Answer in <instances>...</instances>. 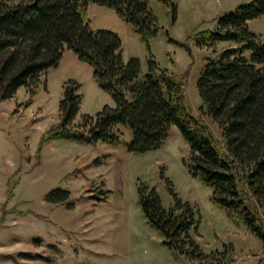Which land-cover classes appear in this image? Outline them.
<instances>
[{
  "label": "rangeland",
  "instance_id": "1",
  "mask_svg": "<svg viewBox=\"0 0 264 264\" xmlns=\"http://www.w3.org/2000/svg\"><path fill=\"white\" fill-rule=\"evenodd\" d=\"M248 1L170 0L173 8L170 2L149 0L159 25L149 40L140 38L110 8L89 3L87 11L91 27L119 35L124 61L139 59L138 79L147 71L148 60L168 73L185 75L190 113L221 140L216 123L200 111L196 83L206 57L229 42L197 46L194 37ZM247 26L264 41V13L248 20ZM68 79L80 84L73 124L83 114L114 107L111 95L93 79L91 66L69 49L56 67L40 75L34 95L20 87L12 97L0 99V254L30 252L51 260L15 255L13 261L0 255V264H264L261 241L233 224L228 211L211 201V188L188 174L181 161L188 156V147L175 126L159 148L141 153L128 151L123 143L68 140L46 142L38 152L42 132L61 118L58 105ZM129 136L126 130L124 140ZM143 186L153 187L164 207L173 204V196L190 205L196 219L191 234L203 252L227 251L201 262L170 251L142 213L138 189ZM54 188L69 191L65 202L45 200Z\"/></svg>",
  "mask_w": 264,
  "mask_h": 264
},
{
  "label": "trees",
  "instance_id": "2",
  "mask_svg": "<svg viewBox=\"0 0 264 264\" xmlns=\"http://www.w3.org/2000/svg\"><path fill=\"white\" fill-rule=\"evenodd\" d=\"M89 3L112 9L144 40L159 30L149 0H0V99L12 97L20 87L34 95L40 75L58 65L65 49L71 50L91 66L93 79L115 105L103 106L94 115L83 114L73 124L80 84L65 80L58 105L61 118L42 132L37 151L46 142L68 140L123 143L128 151L141 153L159 148L175 126L188 147V156L181 160L188 174L209 186L211 201L228 211L233 224L256 236L264 249V41L247 26L248 20L264 13V0L237 6L220 16L213 29L194 37L197 46L229 42L206 57L196 83L200 111L216 123L221 140L190 113L185 102L186 76L168 73L148 60L147 71L138 79L139 59L132 56L124 61L119 35L91 27ZM126 130L128 141L124 140ZM138 193L147 223L170 251L200 262L218 259L216 254L227 251L201 250L191 234L196 219L188 203L173 196V204L164 207L153 187H139ZM68 197L67 189L54 188L45 200L65 202ZM0 255L13 261L15 255L51 261L30 252Z\"/></svg>",
  "mask_w": 264,
  "mask_h": 264
},
{
  "label": "crops",
  "instance_id": "3",
  "mask_svg": "<svg viewBox=\"0 0 264 264\" xmlns=\"http://www.w3.org/2000/svg\"><path fill=\"white\" fill-rule=\"evenodd\" d=\"M237 264V263H236Z\"/></svg>",
  "mask_w": 264,
  "mask_h": 264
}]
</instances>
